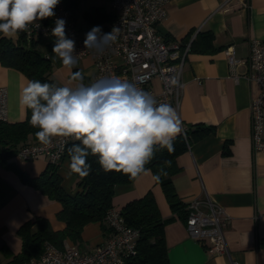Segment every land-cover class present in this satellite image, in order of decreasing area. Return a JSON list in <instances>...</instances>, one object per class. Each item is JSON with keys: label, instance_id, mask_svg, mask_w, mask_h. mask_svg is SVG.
<instances>
[{"label": "crops", "instance_id": "0c3cea01", "mask_svg": "<svg viewBox=\"0 0 264 264\" xmlns=\"http://www.w3.org/2000/svg\"><path fill=\"white\" fill-rule=\"evenodd\" d=\"M97 6L110 11V0L108 6ZM166 8L167 14L157 28L167 42L182 44L187 36L194 38L198 31L210 30L214 47L205 52L189 50L182 64L178 107L173 106L182 121V129L197 123L213 125L215 129L177 156L180 170L172 175L173 184L183 202L209 197L224 208L229 216L225 236L232 258L239 264H264V247L257 244L264 236V150L254 151L250 137V101L259 88L247 80L249 44L254 38L264 39V0H168ZM85 12L86 26H99L102 35L109 22H105V28L90 24ZM73 14L75 19V11ZM79 35L86 38L80 32ZM17 38L11 40L15 42ZM50 42L48 54L52 59L54 39L43 37L40 48L46 49ZM190 42L185 43L189 48ZM228 46L233 47L239 59L233 70L224 54ZM52 63L53 79L71 88L79 83L71 81L74 72H81L83 83L88 85L95 71L91 57L77 61L73 68L64 67L59 58L55 62L52 59ZM28 81L20 71L0 63V86L8 94L7 122L25 119L26 107L19 98ZM154 85L159 88L156 79ZM7 162L12 166L0 163V264L7 261L9 251L21 250L17 229L24 222L42 216L53 229L64 227V222L56 217L60 202L24 181L14 168L35 177L48 167V158L38 155L24 159L12 154ZM68 165L64 157L57 172L63 188L75 194L78 179L69 175ZM149 170L131 183L115 185L113 206L120 209L128 201L152 191L162 218H171L164 227L168 264H229L227 254L211 253L205 243L189 235L185 220L171 210L161 185L152 179L154 173ZM107 234L99 222H89L81 231L80 241L67 238L65 245L90 250Z\"/></svg>", "mask_w": 264, "mask_h": 264}, {"label": "built area", "instance_id": "2783aa9c", "mask_svg": "<svg viewBox=\"0 0 264 264\" xmlns=\"http://www.w3.org/2000/svg\"><path fill=\"white\" fill-rule=\"evenodd\" d=\"M167 2L110 0L113 19L103 34L110 33L114 27L119 28L117 39L107 45L86 48L85 38L80 37L75 25L73 12L60 0L54 9L55 15L30 25L25 31V38L30 41L38 35L55 39L51 30L57 19H63L66 21V37L75 41L77 61L84 57L93 59L95 71L89 77V84L103 78L117 77L149 93L158 104L167 103L178 107L180 73L189 44L182 47L178 41L167 42L158 31V23L167 14ZM224 54L233 70L239 62L233 47H226ZM247 63V80L259 88L250 101L251 144L254 151H259L264 150V39L251 40ZM155 79L159 83L158 89L154 85ZM7 98V89L0 86V122L7 121ZM69 141L63 143L60 138H56L48 147L39 142L27 143L17 149L16 155L24 159L45 155L51 164L59 165L65 157ZM186 203L185 226L189 235L205 243L211 253L227 254L229 264H239L231 257L227 245L225 227L229 216L224 208L209 197L204 200L194 198ZM105 222L109 229L106 238L90 250H81L72 245L59 249L45 243L43 252L31 258L27 264H123L136 253L139 231L129 226L120 209L115 207L107 212Z\"/></svg>", "mask_w": 264, "mask_h": 264}, {"label": "clouds", "instance_id": "9594fccd", "mask_svg": "<svg viewBox=\"0 0 264 264\" xmlns=\"http://www.w3.org/2000/svg\"><path fill=\"white\" fill-rule=\"evenodd\" d=\"M60 0H0V36L16 38L36 21L53 17ZM66 21L57 19L51 30L55 42L53 62L73 68L77 63L75 41L66 37ZM99 26L93 27L84 40L86 48L115 42L119 28L101 35ZM71 81L75 88L30 80L22 89L19 102L31 110L30 126L38 129L35 137L48 147L60 138L78 141L67 149L69 175L87 177L91 171L89 155L98 158L105 172H122L137 179L150 170L158 149L174 151L173 141L183 131L182 121L170 104L157 103L147 92L117 77L103 78L89 85L83 74L76 71ZM170 161L165 165L170 166ZM167 173L163 168L153 175L159 182Z\"/></svg>", "mask_w": 264, "mask_h": 264}, {"label": "trees", "instance_id": "16d2710c", "mask_svg": "<svg viewBox=\"0 0 264 264\" xmlns=\"http://www.w3.org/2000/svg\"><path fill=\"white\" fill-rule=\"evenodd\" d=\"M79 0H63L64 6L73 13L78 6ZM85 17L90 24L103 25L113 19V14L104 6H92L85 12ZM45 21V20H44ZM76 25V24H75ZM212 32L210 30L198 31L194 38L187 36L182 47L187 41L190 42V51L205 52L214 49L212 45ZM42 36H33L30 41L25 38V32L18 34L14 42L9 38L0 36V63L14 68L24 74L29 81L39 80L42 83L53 84L63 87L52 77L53 63L49 56L51 43H47L46 49L42 50ZM55 40V39H54ZM49 45V47H47ZM31 110L26 108V117L18 122H0V163L7 166V158L16 154L19 147L27 143L38 142L35 137V129L30 126ZM213 125L201 123L187 126L173 141L174 151L169 152L166 148L158 149L154 158L146 165L155 174L161 168L167 173L161 176L158 182L165 194L169 206L184 220L187 216L186 202H183L177 194L173 184L172 175L180 169L176 165V158L184 152L189 145L208 133L214 132ZM78 141L70 140L65 149V158L70 162L67 149ZM223 149L226 153L228 150ZM170 161V166L165 165ZM91 165L90 174L87 177H79L78 191L75 194L68 193L61 184V177L57 172L58 164H51L38 176L31 177L27 173L19 171L21 178L41 190L50 199L60 202L61 209L56 213L58 220L64 222L62 229H53L46 217L36 216L21 224L17 234L21 239V250L18 253L9 251L7 261L2 264H27L28 261L39 256L45 243L53 244L61 249L65 246V240L78 242L81 240V231L89 222H99L102 231L108 233L109 229L105 222L107 212L114 207V187L117 184H128L133 181L122 172H105L98 163V158L92 155L88 157ZM120 212L125 222L139 231L136 243V253L128 257L123 264H168L167 248L164 235L165 224L171 219L162 218L152 191L143 196L128 201ZM259 247H264V236L257 241ZM4 248V247H2Z\"/></svg>", "mask_w": 264, "mask_h": 264}, {"label": "rangeland", "instance_id": "374dc122", "mask_svg": "<svg viewBox=\"0 0 264 264\" xmlns=\"http://www.w3.org/2000/svg\"><path fill=\"white\" fill-rule=\"evenodd\" d=\"M102 4L108 6V0H79L78 6L75 10L76 18L74 19V21L81 35L86 37V34L92 29V27L88 28L86 26V23L83 18V13L85 11L90 10L92 6H97Z\"/></svg>", "mask_w": 264, "mask_h": 264}]
</instances>
